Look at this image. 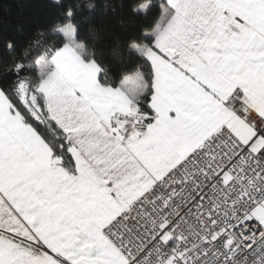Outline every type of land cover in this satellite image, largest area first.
I'll return each mask as SVG.
<instances>
[{
    "label": "snow or ice",
    "instance_id": "6c2138e0",
    "mask_svg": "<svg viewBox=\"0 0 264 264\" xmlns=\"http://www.w3.org/2000/svg\"><path fill=\"white\" fill-rule=\"evenodd\" d=\"M0 264H264V0H0Z\"/></svg>",
    "mask_w": 264,
    "mask_h": 264
},
{
    "label": "trees",
    "instance_id": "16d2710c",
    "mask_svg": "<svg viewBox=\"0 0 264 264\" xmlns=\"http://www.w3.org/2000/svg\"><path fill=\"white\" fill-rule=\"evenodd\" d=\"M17 9L15 8V5H13V15L16 14Z\"/></svg>",
    "mask_w": 264,
    "mask_h": 264
}]
</instances>
